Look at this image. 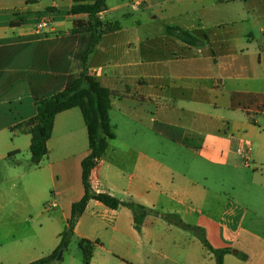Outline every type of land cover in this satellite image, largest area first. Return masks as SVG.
Returning <instances> with one entry per match:
<instances>
[{"label":"crops","instance_id":"1","mask_svg":"<svg viewBox=\"0 0 264 264\" xmlns=\"http://www.w3.org/2000/svg\"><path fill=\"white\" fill-rule=\"evenodd\" d=\"M74 3L0 0V163L10 169L12 199L24 204V195L30 205L56 209L46 255L84 195L88 129L79 107L59 112L39 167L31 162L25 121L38 99L62 90L79 70L80 33L72 28L88 14L70 13ZM99 17L118 27L103 34L86 66L112 91L115 137L91 170L93 189L176 213L204 230L213 248L228 250L223 264H264V0H107ZM41 19L48 24L37 30ZM165 25L201 42L191 45ZM160 140L183 153L164 150ZM167 159H182L188 170ZM224 176L245 185L247 203L206 183ZM72 239L79 247L82 239L94 242L90 264H217L192 230L154 212L137 230L129 207L95 198Z\"/></svg>","mask_w":264,"mask_h":264},{"label":"trees","instance_id":"2","mask_svg":"<svg viewBox=\"0 0 264 264\" xmlns=\"http://www.w3.org/2000/svg\"><path fill=\"white\" fill-rule=\"evenodd\" d=\"M87 1L74 0L75 3L70 9V13L72 14H88L86 20H76V26L74 25L72 28L73 32L80 33L79 47L75 53V57L80 61V72L77 75L70 74L62 90L38 99L35 102V115L25 121L29 125V132L31 133V162L34 165H39L42 158L48 153L47 142L52 135L56 115L72 107L80 108L88 129L90 150L89 154L81 162L82 182L85 192L80 200L72 204L71 215L66 227L60 234L61 238L58 246L50 254L25 264H53L57 259L59 251L67 249L74 233L76 221L91 198H95L113 209L121 206L129 207L134 214V225L137 230L141 229L144 217L149 212L161 215L167 221L184 229L192 230L214 254L217 264H223V256L228 250L213 248L207 241L204 230L198 226L185 223L176 213L160 212L147 208L137 201L125 200L93 189L90 180L91 170L106 151L109 139L114 138L115 133L112 130L109 115L112 91L110 88L102 85L94 75L88 73L86 64L103 34L116 29L118 23H105L99 17V13L107 8V0ZM165 29L168 33L177 36L191 45H198L201 42L196 35L178 25H165ZM80 248L83 252L84 264H90L94 252V242L82 239L80 241ZM233 252L241 258L246 257L240 251L234 250Z\"/></svg>","mask_w":264,"mask_h":264},{"label":"rangeland","instance_id":"3","mask_svg":"<svg viewBox=\"0 0 264 264\" xmlns=\"http://www.w3.org/2000/svg\"><path fill=\"white\" fill-rule=\"evenodd\" d=\"M112 1L114 2V0ZM255 7L258 8V5ZM78 66L79 70L76 75L81 70L79 60ZM111 115L114 123L117 122L115 110L111 112ZM143 146L148 148L149 145ZM159 147L175 154L181 155L183 153V149L180 146L165 140H160ZM24 153L20 155V158L24 156ZM182 161V159L165 160V162L174 168L188 170V166ZM6 166V163H0V264H25L35 258L46 255L47 242L50 237H54L53 233H50L49 230L48 217L57 211L54 207L46 210L44 203L30 205L27 202V198L22 194L21 200L24 204L12 199L10 195V169H7ZM206 183L212 187L220 186L223 191L228 193L232 191L240 200L246 203L250 200V197L244 191L245 185H242V182L240 183L238 177L228 179L224 176L221 182L215 181V183L213 178H208ZM219 183L223 185H219ZM48 196H52L51 191ZM27 236L29 240H26ZM28 241H30L29 245L31 246L26 248ZM53 264H84L82 250L75 239L71 240L67 249L63 250L61 258H57Z\"/></svg>","mask_w":264,"mask_h":264},{"label":"built area","instance_id":"4","mask_svg":"<svg viewBox=\"0 0 264 264\" xmlns=\"http://www.w3.org/2000/svg\"><path fill=\"white\" fill-rule=\"evenodd\" d=\"M48 24V20L47 19H41L38 23H37V30H41L44 27H46Z\"/></svg>","mask_w":264,"mask_h":264},{"label":"water","instance_id":"5","mask_svg":"<svg viewBox=\"0 0 264 264\" xmlns=\"http://www.w3.org/2000/svg\"><path fill=\"white\" fill-rule=\"evenodd\" d=\"M62 253H63V249H61L60 251H59V254H58V259H60L61 258V256H62Z\"/></svg>","mask_w":264,"mask_h":264}]
</instances>
